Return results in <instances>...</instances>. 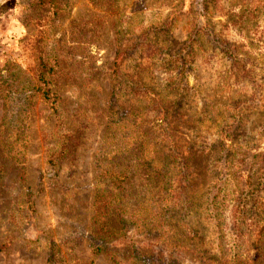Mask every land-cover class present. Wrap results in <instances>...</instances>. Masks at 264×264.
<instances>
[{
	"label": "rangeland",
	"instance_id": "374dc122",
	"mask_svg": "<svg viewBox=\"0 0 264 264\" xmlns=\"http://www.w3.org/2000/svg\"><path fill=\"white\" fill-rule=\"evenodd\" d=\"M58 5L52 14L36 0L0 2V264H115L111 246L96 247L97 230L109 225L118 242L134 233L146 243L140 249L148 259L158 252L170 258L172 251L161 244L177 240L182 251L196 244L222 264L256 257L260 249L253 237H233L229 211L241 197L264 198L257 160L241 155L264 158V0ZM40 55L52 65L46 85L59 97L55 108L33 83ZM159 117L173 129L184 157L193 152L180 185L197 207L192 216L185 210L183 223L176 222L182 211L160 216L170 229L182 225L180 236L165 226L157 240L146 239L153 231L135 224L137 218L129 221L133 231L118 235L121 223L114 213L120 207L143 213L160 191L164 204L181 179L173 161L164 158ZM60 136L67 151L52 165L47 157ZM141 159H150L149 166L140 165ZM124 167V178L115 179ZM150 168L163 181L147 175ZM217 185L223 199L216 210L223 213L213 225L206 200ZM220 233L224 237L216 238ZM155 241L160 245L150 246ZM186 257L178 259L191 264ZM141 259L147 260L130 262ZM156 262L161 263L148 264Z\"/></svg>",
	"mask_w": 264,
	"mask_h": 264
},
{
	"label": "trees",
	"instance_id": "16d2710c",
	"mask_svg": "<svg viewBox=\"0 0 264 264\" xmlns=\"http://www.w3.org/2000/svg\"><path fill=\"white\" fill-rule=\"evenodd\" d=\"M36 2L40 7L46 8L48 12L52 14L55 13L59 9L58 0H36ZM51 72H52V65L47 63L44 57L40 55L39 60L33 69V73H34L33 83L37 85L41 98L45 102L49 103L52 108H55L56 106L55 104L57 103V100L59 99V97L56 94L51 93L48 90V87L46 85L47 84L46 75L50 74ZM159 120L161 122V124L159 125L165 126L164 128L162 127L161 133L159 134L160 137L162 138L161 141L164 142L161 145V147L167 149V153H166V156H164V158L165 160L169 158L173 161L171 162V164L175 165V171L177 175L181 177V179H178V186L175 188L174 191L171 192V194L168 195L169 197L166 203L164 204L161 203L162 201L161 193L162 192L161 191L159 193L156 192L153 194V197H151L150 203L147 201L145 207L142 208L144 211L143 213L141 212L136 215L134 211L133 215H131L125 211V207L123 206L120 207L119 209L120 213H118L117 209L114 207L116 202H113L112 205L109 204L114 207V208L112 207V212L114 213L115 210L117 212V213H114L116 221L117 222L119 221L121 223L119 227L120 229L117 227L119 229L118 235L121 234L123 229H124V232H122L123 235L126 231H130L131 229H133L134 225L132 222L129 223V221H133L134 219L137 218L135 221V224H142L143 229L153 231V233L149 234V236L144 237L142 235L146 239H151V240L156 239L157 240L159 237L158 231H161L165 226L168 227L167 232H171V234L174 232L175 235L177 234V236H180L179 233H181L182 225L180 224H177L175 226L172 225L173 227L172 229H170L169 223L165 222L164 224L165 217L160 218V216H165L164 214L167 211H172L171 216L175 215L176 217L177 212L182 211V214H181L182 219H180L181 221H178L176 219V222L183 223L185 210H187L186 214L192 216L191 215L192 208L197 207L195 204H191V202L189 201V198L185 194L186 188L180 185V182L182 183L186 179L185 177L186 174L182 170V168L184 169V166H186V163L189 159L188 156L190 155V153L193 154V152L186 151L188 152V154L187 156L184 157V155L180 151L179 145L175 143L174 141V139L176 138V135L173 129L168 127L167 125L168 123L162 117H159ZM67 147H68V144L66 141V137L60 136L57 141V148L48 155L47 162L52 165H55L56 161L66 153ZM241 155H243L242 159H245L246 157L250 156L252 159L257 160L256 163L254 164L255 167H257L255 168V171H256L255 173L259 172L258 175H264V158L263 159L261 158L259 160V156L256 154L244 156L245 153H242V152H241ZM162 160L164 159L162 158ZM140 161H142L140 165H143V166H147V165L149 166V162H151L150 159H146V161H144V159H141ZM156 170L157 168H155V170H153L152 168L148 169L147 175L148 174L153 175V177H158L160 181H163L162 179L163 175L162 174L160 175L159 171H156ZM125 172L126 171L124 167V171H118L117 173L113 174L114 178L115 179L118 178L119 175H122L121 179L124 178L123 175H125ZM255 173H253L252 175H254ZM236 178L238 177L234 175V179ZM246 178L249 179V176H246ZM239 181L240 180L238 179V183ZM153 186L155 188H158V185L155 180L153 182ZM221 190H222V187L217 185L214 191H211L207 195L206 206H207L208 211L206 215H208V220H210V222H212L213 225H217L222 221L223 211L216 210L218 209L217 205L220 204V201H218L217 199L219 200L223 199V194ZM112 196L114 197L115 194H113ZM26 198H27L26 199L27 208H31V204H30L31 195L28 194ZM236 199H238L237 196H236ZM241 199L243 201L240 202V204L237 203L236 205H234L229 211V215L231 218V226H230L231 233L233 234V237L237 238V240L239 239L242 241H244L246 238L253 237L254 240H256L259 243L257 247L260 250L257 256L254 258L252 257V259L250 256L244 255V256H241L239 260L237 261H235L233 258V262L234 264H254L256 262H259L261 257L264 258V216H262V213H260L261 212L260 210L264 209L263 208L264 198L261 197L258 199V196L256 197L245 196V197H241ZM103 201L106 202V200L104 199ZM252 202L253 204H255L253 208H251ZM188 204H189V207H187ZM209 206L211 207L209 208ZM156 207H157V210H160L161 212H158L157 210H155L154 208ZM249 211H251L250 215H249ZM196 213L197 212H195L194 214ZM134 214L136 215L135 218H134ZM106 224L108 225L109 222H107ZM113 228H114L113 226L109 225L107 227L101 226L97 230L98 237H100L101 239L100 238L97 239L98 243L96 247L102 245V246H105V248H107L106 246H111V248L109 247L107 249L109 250L108 251L109 254L113 256V260L115 264H132L130 260L136 261L139 258H147V260L141 259L143 262L139 264H148L150 262V259H155V261H161L162 264L163 263L164 264H183L182 259H178V257L179 258L186 257V255H188V257H186L187 259L193 261L191 264H222L220 261L221 259L220 257H218L214 253H209V251L207 252L205 251V249H203V253L204 251L207 252V255H204L203 253L200 252V250L198 249V245L196 244H192L185 251H182L181 248L183 245L179 243V240H177L175 243H169L168 245L169 247H167L165 243L161 244L162 245L161 249L172 251V255L175 254V256H177L176 258L175 257L171 258L172 255L170 254L169 256L170 258L165 259L164 257H162L161 255L162 253L158 252L157 255L154 256V258L150 257V259H148L147 255L145 256L144 254H141L142 250L140 248H142L141 244L143 243H140L137 239L134 238V235H133L134 233H132L131 238L124 239L120 241L121 242L120 243L115 240V237L113 238L111 237V235H109L111 233L113 235V231H114ZM190 233H191V236L189 238H193V235L195 233L191 230H190ZM107 234L110 236L109 237L110 241H106ZM222 237H224V233H220L216 235V238H222ZM160 241L163 242V240H160ZM151 245L158 246L160 245V243H157V241H155V243L150 242V246ZM143 246H147L146 243H144ZM119 247H122L123 250L126 251V253L124 252L122 254L121 252L122 249H118ZM193 253H195L194 257H192ZM51 255H54V253H51ZM161 263L156 262L154 264H161ZM52 264H55V263L52 262ZM262 264H264V259L262 261Z\"/></svg>",
	"mask_w": 264,
	"mask_h": 264
},
{
	"label": "clouds",
	"instance_id": "9594fccd",
	"mask_svg": "<svg viewBox=\"0 0 264 264\" xmlns=\"http://www.w3.org/2000/svg\"><path fill=\"white\" fill-rule=\"evenodd\" d=\"M0 2H3V0H0Z\"/></svg>",
	"mask_w": 264,
	"mask_h": 264
}]
</instances>
